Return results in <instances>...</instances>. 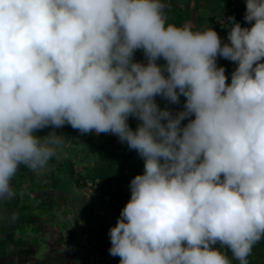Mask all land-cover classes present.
I'll use <instances>...</instances> for the list:
<instances>
[{"label": "clouds", "instance_id": "9594fccd", "mask_svg": "<svg viewBox=\"0 0 264 264\" xmlns=\"http://www.w3.org/2000/svg\"><path fill=\"white\" fill-rule=\"evenodd\" d=\"M245 2L251 26L229 17L223 43L167 23L163 0H0V200L14 198L20 165L42 174L59 159L64 136L37 130L110 133L144 160L111 256L231 264L228 249L248 264L264 238V0ZM217 57L237 65L230 84ZM157 96L185 97L183 110Z\"/></svg>", "mask_w": 264, "mask_h": 264}, {"label": "trees", "instance_id": "16d2710c", "mask_svg": "<svg viewBox=\"0 0 264 264\" xmlns=\"http://www.w3.org/2000/svg\"><path fill=\"white\" fill-rule=\"evenodd\" d=\"M163 2L167 5V23L177 26L188 24L194 31L213 28L223 43L228 42L229 17H234L242 27L251 26L244 20L245 0ZM134 59L147 63L143 50H137ZM163 61L161 58L157 63L162 64ZM217 65L225 68L227 83L230 84L232 72L237 67L235 62L217 57ZM156 100L161 108L167 107L175 114L183 110L186 98L181 96L179 104L165 103L160 96ZM134 119L129 117L128 121L133 130L137 127L133 124ZM184 121L183 123H188V119ZM52 131L64 136L59 159L53 157L47 171L42 174L20 165L11 181L15 191L14 198L0 200V264H67L64 256L61 257L64 252L71 254L72 264H88L91 257L100 264H111L108 259L111 241L105 243L103 238L92 235L88 228L77 231L73 225L67 227L68 234H65L57 219L58 207L67 201L73 202V191L77 195L88 192L92 196L99 195L103 198L107 202L106 208L111 209L109 214L119 218L121 210L131 197V180L144 172V160L137 151L129 149L126 143H121L117 136L110 133L97 135L91 132L87 136V133L82 134L66 124L61 128L50 126L37 130L35 135L44 137ZM103 134L105 138L96 141ZM63 186L68 190L71 188V191H68L67 199L61 202L58 193ZM13 213L17 214L15 220L12 219ZM67 217L66 213L65 218ZM52 235L56 236L57 242L51 240ZM81 239H85V243ZM72 243L81 248L80 254H77ZM43 244L46 247L41 252ZM214 248H220V245H214ZM221 251L227 254L231 264H240L232 257L230 250ZM247 259L248 264H264V238L254 245Z\"/></svg>", "mask_w": 264, "mask_h": 264}, {"label": "rangeland", "instance_id": "374dc122", "mask_svg": "<svg viewBox=\"0 0 264 264\" xmlns=\"http://www.w3.org/2000/svg\"><path fill=\"white\" fill-rule=\"evenodd\" d=\"M165 61L160 63V65H163ZM159 96H157L155 99H158ZM157 102V100H156ZM165 103H168L164 99ZM164 103V105H165ZM169 106V105H168ZM179 105H176L178 107ZM178 112V111H177ZM185 122V121H183ZM182 122V123H183ZM139 121L137 119L133 120V124L138 125ZM186 123H183V125ZM92 133H87V136L91 135ZM105 138V134L102 136L96 138V141ZM81 149V147L79 148ZM78 156V154H76ZM77 158V157H76ZM68 191L70 193L71 188L65 189L63 186V189L59 191L58 197L61 202H64L65 199H67ZM73 202L70 203V201H67L63 203L61 206L58 207L57 211V219L60 223V227L62 228L63 232L65 234H68L67 227H75L77 231H82L83 229L88 228L92 235H97L105 240V243H108L110 241L109 237V229L117 223L118 217L109 214L110 208H106L107 202L101 198L99 195H90L88 192H85L81 195H77L76 191H73ZM68 214V217L65 218V214ZM82 219H81V218ZM80 218V220L78 219ZM77 220V221H76ZM64 223H66V227L64 228ZM87 230V229H86ZM53 235H55L53 233ZM52 235V241H56V236ZM85 243V239H81ZM73 248L79 253V250L81 248H78L79 246L76 243H72ZM65 245H67L65 243ZM59 246V245H58ZM45 245L43 244L41 247V252L45 250ZM72 247V246H71ZM214 247V246H213ZM71 249V248H70ZM69 254V255H68ZM64 256V261L67 262V264H72L71 262V254L68 252H64L61 257ZM60 257V256H59ZM108 259L110 260L111 264H120V257L116 256H109ZM88 264H100V262L95 258H90Z\"/></svg>", "mask_w": 264, "mask_h": 264}]
</instances>
